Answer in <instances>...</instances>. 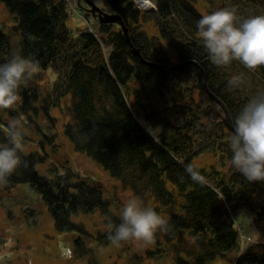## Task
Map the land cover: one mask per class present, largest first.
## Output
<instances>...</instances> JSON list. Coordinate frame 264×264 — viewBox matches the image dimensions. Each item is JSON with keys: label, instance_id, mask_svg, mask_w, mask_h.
<instances>
[{"label": "trees", "instance_id": "obj_1", "mask_svg": "<svg viewBox=\"0 0 264 264\" xmlns=\"http://www.w3.org/2000/svg\"><path fill=\"white\" fill-rule=\"evenodd\" d=\"M1 1L16 24L11 32L0 24V63L15 50L37 60L40 72L22 86V99L15 110H0V125L17 115L27 121L21 154L26 163L6 185H0V208L13 217L10 207L25 202L26 187L35 195L27 201L32 213L38 215L45 207L58 231L79 232V258L92 255L87 240L112 244L109 227L95 235L72 216L101 211L109 223L118 224L119 216L110 209L120 201L107 197L102 184L89 181L69 158L52 164L47 173L37 169L49 157L47 147L57 152L65 145L59 119L52 114L54 108H60L68 117L63 133L74 149L100 163L121 182L123 190L130 189L145 206L152 202L151 207L169 222L168 230L158 232L152 243H121L129 249L146 248L145 253L133 254V264L146 256L169 259L173 264L228 259L243 240L233 214L242 207L254 210L253 223L262 239L250 244L230 264H264V182L247 181L223 160L222 150L224 145L231 152L232 121L250 96L243 82L230 87L229 80L250 73L264 82V66L255 71L238 61L227 67L215 66L196 27L203 14L225 6H235L239 18L264 14V0H153L151 9L138 7L135 0H106L111 12L128 28V36L118 23H102L98 35L84 31L75 36L65 26L69 15L66 0ZM151 23L157 35L148 33ZM15 35L17 42L13 44ZM163 42L175 49L176 61L169 57ZM104 43L111 46L109 55ZM132 47L167 71L143 63ZM183 81L191 86L188 93L183 90L176 98L175 113L183 118L177 126L160 116L153 97L174 82L181 87ZM205 83L225 105L229 118ZM212 105L220 111L213 114ZM221 115L219 134L214 116ZM140 117L160 128L159 138ZM194 131L208 134L211 142L198 144ZM3 143L6 138L0 131ZM205 153L215 157L209 168L195 162ZM89 262L98 264L93 256Z\"/></svg>", "mask_w": 264, "mask_h": 264}, {"label": "rangeland", "instance_id": "obj_2", "mask_svg": "<svg viewBox=\"0 0 264 264\" xmlns=\"http://www.w3.org/2000/svg\"><path fill=\"white\" fill-rule=\"evenodd\" d=\"M95 5L107 13H112L106 0H92ZM151 2L154 5L153 0H145ZM69 15L66 18L65 26L70 29L76 36L81 32L88 31L96 35L99 34L102 22L98 16H95L90 12V5L85 0L79 2V0H66ZM136 5L142 9H151L141 6L139 0H135ZM201 10L202 8L199 7ZM0 24L5 31L11 32L13 26L16 24L14 15L9 11L6 4L0 0ZM147 31L150 35H157V30L154 23H151L147 27ZM17 35L12 36V43L17 42ZM164 43V48L169 57L176 61L177 54L175 49L167 42ZM19 46V45H18ZM106 54L111 52V46L104 43ZM48 75V73H47ZM242 84L247 87L248 92L252 95L257 89H264V82L257 76L248 73L242 78ZM191 83V82H190ZM189 82L183 81L181 87L177 83H173L168 89H165L163 93H158L153 97V103L158 109L160 116L165 117L171 123L180 125L183 122V118L180 114L175 113L174 104L176 98L181 96V92L184 90L186 93L190 91ZM197 100L198 96L195 94ZM207 104H204L206 106ZM213 114L216 111H220V107L217 105L211 106ZM52 114L59 119V128L61 133V139L65 143L62 149L57 152L51 151L50 147H47L49 157L45 162L39 163L37 169L40 173L44 174L48 172V168L52 164H58L69 158L72 164L83 175L89 176V181H98L105 188V195L107 197H116V200L120 201V204H113L111 211L119 216L120 209L123 202L129 198H137L141 203V199L136 197L130 189L123 190L121 188V182L109 174L104 167L95 161L87 153L76 151L70 142V140L64 135L63 128L68 120V117L60 108H54ZM224 115V114H223ZM223 115L214 116L215 122H219L215 126V132L222 133L220 124L223 122ZM140 120L144 123L145 127L152 132L157 138H159V127L153 126L152 123L146 122L143 117ZM197 138L198 144H204L211 142V138L206 133H199L197 131L192 132ZM222 150L225 152L223 160L231 165L230 158L231 152L222 145ZM215 157L212 153H205L196 158L195 162L200 167L209 168L214 163ZM220 166V162L216 163ZM212 184V180H210ZM23 195L26 197L25 202H18L11 206V210L14 216L8 215L5 209L0 208V264H90L91 256L95 258L98 264H133L134 253H145V247L137 249H129L123 244L114 245H98L95 240H87L86 245L92 248V255L79 258L76 252V239L81 235L77 231L60 232L55 227V222L51 214L44 209L40 214H34L30 211V205L27 204L28 199L35 198V195L23 187ZM16 193H13V195ZM28 197V198H27ZM8 205L9 200L5 199ZM143 204V203H142ZM151 204L148 206L151 207ZM38 206L36 209L38 210ZM25 209V210H24ZM254 210L251 207H242L234 211L235 223L238 228L242 230L243 240L239 247L234 249L228 254V259H216L208 264H230L234 263L237 256L244 251L250 244H254L262 239V234L256 229L253 219ZM73 221L82 223L84 227L93 234L103 232L109 227L108 217L101 211H96L91 214L78 213L72 216ZM245 237V238H244ZM250 237V238H249ZM133 244L140 246V241ZM138 264H173L171 260L155 257H144V259Z\"/></svg>", "mask_w": 264, "mask_h": 264}, {"label": "clouds", "instance_id": "obj_3", "mask_svg": "<svg viewBox=\"0 0 264 264\" xmlns=\"http://www.w3.org/2000/svg\"><path fill=\"white\" fill-rule=\"evenodd\" d=\"M197 35L210 61L217 67H227L233 61L255 71L264 66V14L239 18L235 6H225L203 14L197 21ZM40 72L39 62L13 51L0 63V110H15L22 97L20 90ZM229 86L242 83V76L229 80ZM27 121L17 115L0 125L6 143L0 144V185L26 162L23 126ZM233 133L228 144L231 166L250 183L264 182V89H257L243 103L232 121ZM119 223H110L108 240L152 243L156 234L167 231L169 222L155 208L129 197L119 212Z\"/></svg>", "mask_w": 264, "mask_h": 264}, {"label": "water", "instance_id": "obj_4", "mask_svg": "<svg viewBox=\"0 0 264 264\" xmlns=\"http://www.w3.org/2000/svg\"><path fill=\"white\" fill-rule=\"evenodd\" d=\"M81 1L82 0H79V2H81ZM85 1L88 3V5H90V9H89L90 12L93 13L95 16H98L99 20L102 23H112V24L118 23L121 25L125 35L128 36V28L124 25L121 17L118 14L105 12L104 10L100 9L97 5H95V3L92 0H85ZM147 2L149 3V5L145 6L146 8H154L153 5L151 4V2H149V1H147ZM132 51L135 55H137L140 58V60L143 63L150 65V66H153V67L161 70L162 72L167 71V69H165L161 64L144 59L143 56L141 55L139 49L132 47ZM205 87L207 88L206 83H205ZM207 90H208L210 96L212 98H214L222 106V108L225 110L226 115L229 118V114H228V111H227L225 105L217 97H215V95H213L209 91L208 88H207Z\"/></svg>", "mask_w": 264, "mask_h": 264}, {"label": "bare ground", "instance_id": "obj_5", "mask_svg": "<svg viewBox=\"0 0 264 264\" xmlns=\"http://www.w3.org/2000/svg\"><path fill=\"white\" fill-rule=\"evenodd\" d=\"M139 4L141 6H148L149 5V3L147 1H145V0H139Z\"/></svg>", "mask_w": 264, "mask_h": 264}, {"label": "built area", "instance_id": "obj_6", "mask_svg": "<svg viewBox=\"0 0 264 264\" xmlns=\"http://www.w3.org/2000/svg\"><path fill=\"white\" fill-rule=\"evenodd\" d=\"M245 238V237H244ZM250 238V237H249Z\"/></svg>", "mask_w": 264, "mask_h": 264}]
</instances>
